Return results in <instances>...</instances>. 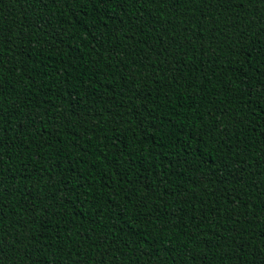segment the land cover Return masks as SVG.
Returning a JSON list of instances; mask_svg holds the SVG:
<instances>
[{
  "label": "trees",
  "instance_id": "16d2710c",
  "mask_svg": "<svg viewBox=\"0 0 264 264\" xmlns=\"http://www.w3.org/2000/svg\"><path fill=\"white\" fill-rule=\"evenodd\" d=\"M0 264H264V0H0Z\"/></svg>",
  "mask_w": 264,
  "mask_h": 264
}]
</instances>
